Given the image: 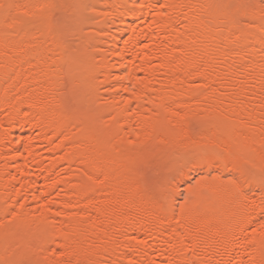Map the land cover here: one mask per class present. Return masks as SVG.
<instances>
[{
    "label": "bare ground",
    "instance_id": "bare-ground-1",
    "mask_svg": "<svg viewBox=\"0 0 264 264\" xmlns=\"http://www.w3.org/2000/svg\"><path fill=\"white\" fill-rule=\"evenodd\" d=\"M0 264H264V0H0Z\"/></svg>",
    "mask_w": 264,
    "mask_h": 264
},
{
    "label": "rangeland",
    "instance_id": "rangeland-1",
    "mask_svg": "<svg viewBox=\"0 0 264 264\" xmlns=\"http://www.w3.org/2000/svg\"><path fill=\"white\" fill-rule=\"evenodd\" d=\"M200 175H202V173L199 172V171H191L189 173L188 183L190 184V183L195 182L196 179H198V177ZM184 194H185L184 193V187L183 186H179V189H178V199L176 198V202H182L183 201L182 199L184 198Z\"/></svg>",
    "mask_w": 264,
    "mask_h": 264
}]
</instances>
